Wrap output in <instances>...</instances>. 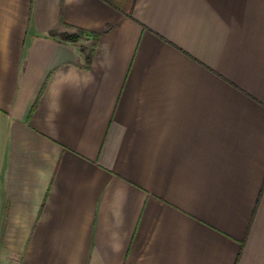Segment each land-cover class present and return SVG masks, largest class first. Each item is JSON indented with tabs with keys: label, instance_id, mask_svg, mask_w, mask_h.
Listing matches in <instances>:
<instances>
[{
	"label": "crops",
	"instance_id": "1",
	"mask_svg": "<svg viewBox=\"0 0 264 264\" xmlns=\"http://www.w3.org/2000/svg\"><path fill=\"white\" fill-rule=\"evenodd\" d=\"M0 264H264V0H0Z\"/></svg>",
	"mask_w": 264,
	"mask_h": 264
},
{
	"label": "trees",
	"instance_id": "2",
	"mask_svg": "<svg viewBox=\"0 0 264 264\" xmlns=\"http://www.w3.org/2000/svg\"><path fill=\"white\" fill-rule=\"evenodd\" d=\"M78 30L79 33L84 34L90 38H92V40L94 41L93 44L97 43L98 39H99V34L97 32H93L90 30H87L85 28H81V27H77L76 28ZM50 35H54V36H59V38L63 39V40H68V41H77L78 37L81 35H71L69 33L66 32H57L56 30H51L49 32ZM82 51H87V47L86 46H82ZM91 54H92V49L89 51V53L86 55V59H87V63L90 64L91 62Z\"/></svg>",
	"mask_w": 264,
	"mask_h": 264
},
{
	"label": "rangeland",
	"instance_id": "3",
	"mask_svg": "<svg viewBox=\"0 0 264 264\" xmlns=\"http://www.w3.org/2000/svg\"><path fill=\"white\" fill-rule=\"evenodd\" d=\"M66 33H69L71 35H81V36L78 37V40L77 41H79L80 39H83V40L92 39V38H89L88 36H86L84 34L79 33L77 29L76 30H70V31H68Z\"/></svg>",
	"mask_w": 264,
	"mask_h": 264
}]
</instances>
